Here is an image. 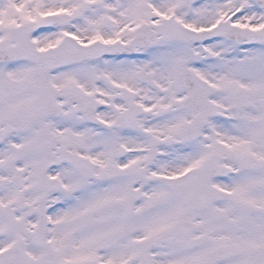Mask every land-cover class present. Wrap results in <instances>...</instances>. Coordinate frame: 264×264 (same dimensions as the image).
<instances>
[{"label": "snow or ice", "instance_id": "snow-or-ice-1", "mask_svg": "<svg viewBox=\"0 0 264 264\" xmlns=\"http://www.w3.org/2000/svg\"><path fill=\"white\" fill-rule=\"evenodd\" d=\"M0 264H264V0H0Z\"/></svg>", "mask_w": 264, "mask_h": 264}]
</instances>
